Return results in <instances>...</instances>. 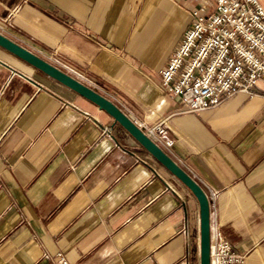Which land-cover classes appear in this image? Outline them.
Wrapping results in <instances>:
<instances>
[{
    "label": "crops",
    "instance_id": "1",
    "mask_svg": "<svg viewBox=\"0 0 264 264\" xmlns=\"http://www.w3.org/2000/svg\"><path fill=\"white\" fill-rule=\"evenodd\" d=\"M205 0H0V32L111 98L264 264V82L185 111L161 71ZM167 141H172L171 145ZM200 264L194 192L99 105L0 45V264Z\"/></svg>",
    "mask_w": 264,
    "mask_h": 264
},
{
    "label": "built area",
    "instance_id": "2",
    "mask_svg": "<svg viewBox=\"0 0 264 264\" xmlns=\"http://www.w3.org/2000/svg\"><path fill=\"white\" fill-rule=\"evenodd\" d=\"M191 14V26L161 71L165 88L180 97L185 111L253 93L264 82V0H205ZM142 129L154 140L166 131L163 122ZM57 264L71 263L59 253ZM211 264H246V254L217 231Z\"/></svg>",
    "mask_w": 264,
    "mask_h": 264
},
{
    "label": "water",
    "instance_id": "3",
    "mask_svg": "<svg viewBox=\"0 0 264 264\" xmlns=\"http://www.w3.org/2000/svg\"><path fill=\"white\" fill-rule=\"evenodd\" d=\"M0 45L106 110L196 195L200 203V264H211V209L203 187L114 101L0 32Z\"/></svg>",
    "mask_w": 264,
    "mask_h": 264
},
{
    "label": "rangeland",
    "instance_id": "4",
    "mask_svg": "<svg viewBox=\"0 0 264 264\" xmlns=\"http://www.w3.org/2000/svg\"><path fill=\"white\" fill-rule=\"evenodd\" d=\"M191 16H192V14H191ZM103 94V93H102ZM105 96H107V95H105ZM108 97V96H107ZM109 98V97H108ZM111 99V98H110ZM112 100V99H111ZM113 101V100H112ZM135 122H137V121H135ZM138 124V123H137ZM139 125V124H138ZM141 126V125H140ZM146 126H148V125H146ZM151 126H153V125H151ZM151 126H149V127H151ZM142 127V126H141ZM142 128H144V127H142ZM156 141V140H155ZM157 142V141H156Z\"/></svg>",
    "mask_w": 264,
    "mask_h": 264
}]
</instances>
